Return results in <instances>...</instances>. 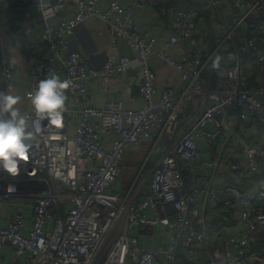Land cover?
<instances>
[{"label": "built area", "instance_id": "2783aa9c", "mask_svg": "<svg viewBox=\"0 0 264 264\" xmlns=\"http://www.w3.org/2000/svg\"><path fill=\"white\" fill-rule=\"evenodd\" d=\"M122 1H112L102 12L100 0H53V15L71 12V17L56 25L46 24L39 39L31 44L33 50L48 48L52 57L31 67V92L26 98L31 99L29 94L49 72L64 70L66 79L72 81L65 93L77 105L76 134H67L68 110L60 127L37 118L36 113L22 115L32 123L27 142L32 146L33 159L16 177L0 170V205L31 199L32 221L16 211L1 226L0 210V264L7 246L12 260L29 264H157L158 252L144 249L130 234L137 227L148 233L157 226L170 231L164 250L168 264H176L180 249L185 264H245L252 258L256 235L264 234V147L245 152L250 172L259 179L255 193H243L232 186L212 189L210 176L218 165L203 159L201 144L211 146L216 142L210 126L217 131L227 128L224 116L230 108L242 121L257 118L264 123V102L257 97L264 94V86L252 89L242 77L239 52L227 53L229 65L214 89L205 87L203 76L212 72L214 56L227 43L235 42L239 29H245L242 37L247 55L259 68L264 67V0H235L239 11L235 26L221 24L223 34L210 39L204 57L193 52L195 32L203 18L198 5L177 11L175 33L159 46L156 38L140 33L133 17L147 4L161 0H130L126 5ZM184 1H199L202 7L216 9L225 4V0ZM38 10L44 11L42 2ZM1 11L0 0V21ZM91 17L107 22L111 34L123 40L134 55L109 56L101 68L89 67L81 53L70 50L67 38ZM177 45L184 47L180 60L165 52ZM154 56L177 71L179 86L158 89L150 63ZM134 64L142 76L139 92L146 102L142 110L126 109L121 101H106L102 108L84 105L89 80H101L106 94L110 78L126 74ZM13 75L14 64L5 62L0 72V93L9 94ZM191 105L199 115L185 127ZM106 134L116 136L110 150L103 144ZM153 137V147L159 142L167 147L151 174L149 192L135 204L133 189L124 195L109 192L123 175L127 148ZM96 162L100 167H93ZM145 164L138 166V174ZM231 169L238 170L239 166L233 164ZM199 198L215 207H238L248 232L244 236L219 234L212 257L202 261L195 260L197 248L207 241L196 228L202 220Z\"/></svg>", "mask_w": 264, "mask_h": 264}, {"label": "crops", "instance_id": "0c3cea01", "mask_svg": "<svg viewBox=\"0 0 264 264\" xmlns=\"http://www.w3.org/2000/svg\"><path fill=\"white\" fill-rule=\"evenodd\" d=\"M114 0H100L99 9L106 12L109 4ZM130 0H123L126 5ZM2 19L0 21V72L5 62L14 64V75L9 94L19 96L20 102L15 106L20 115H34L35 110L31 99L26 98V94L31 92V67L38 61H49L51 53L48 48L42 46L37 50L31 48V44L36 42L44 31L46 24L56 25L60 20H67L71 17V12H63L55 16L51 12L53 0H27V3H20L18 0H1ZM40 2L44 5V11L38 10ZM198 5L203 12V18L199 22V27L195 32L196 42L193 44L195 55L204 57L208 51V43L214 36H221L223 30L220 25L226 22L227 25L235 26L238 19V8L235 0H225V4L219 9L202 7L199 1L184 0H161L158 3L147 4L139 9L134 17V23L139 27L140 33L146 38L154 37L158 40L159 46L164 44L175 30L173 20L178 10L190 5ZM222 15V16H221ZM264 19V13L261 14ZM254 21V20H253ZM21 30V31H19ZM235 35V42H229L219 53L223 57L220 70H212L203 76V82L208 89H214L218 80L223 76L229 65L227 59L228 52H239L242 77L247 80L252 89L264 86V67L259 68L256 62L251 59L244 49L243 33ZM237 32V31H236ZM70 42V50L81 53L86 59V63L91 68H101L108 60L109 56H133L125 42L114 37L110 32L109 24L98 17L90 19L79 25L67 38ZM180 60L184 54V47L177 45L165 51ZM151 68L157 76V87L163 90L169 87L180 85V78L174 68L165 66L156 56L151 59ZM62 80L66 79L64 70L58 69L55 73ZM140 68L134 64L130 70L123 75H113L107 85L106 94L102 91V83L99 79H91L87 82L88 91L83 97L84 105L92 108H102L106 101H121L126 109L142 110L146 102L141 97L139 85L141 82ZM66 92V90H65ZM66 95V93H65ZM264 102V94L257 96ZM65 110L67 115V134L74 137L76 134L77 105L66 95ZM187 114L190 120H186L185 127L194 121L198 114L194 105L188 108ZM227 128L217 131L214 126L210 130L216 133V142L209 146L201 144L202 157L218 165L217 171L210 176L213 190H224L226 186H232L243 193H255L259 176L250 172L246 158V150L252 147H264V123L257 118L249 121L239 119L238 112L230 108L224 116ZM27 121L28 130L32 127L30 120ZM115 135H103V144L107 150L111 149V142ZM155 137L142 141L140 144L130 145L126 150L125 161L123 163V175L116 184L109 189V192H119L127 194L131 189L132 203L135 204L150 190V177L157 168L161 154L166 149L163 143L153 147ZM146 162L143 171L138 174L137 168ZM239 166L238 170H232L231 165ZM94 168L100 167L98 162ZM203 184V183H199ZM136 190V191H135ZM31 199H18L11 202H3L0 205L3 218L1 226H5L10 216L16 211H21L32 221ZM199 208L202 220L199 221L197 231L206 235V243L197 248L196 261L207 260L212 257L216 247H218L217 236H244L247 226L240 219V209L215 207L206 204L205 198H199ZM256 203V201H255ZM130 234L137 237L141 246L146 250L158 252L157 264H168L164 250L169 243L170 231L164 226H157L151 232L143 233L139 228L130 230ZM10 248L4 249L1 264H29L27 261L12 260ZM176 264H185L184 254L181 249L177 257ZM245 264H264V234L256 235V245L252 258Z\"/></svg>", "mask_w": 264, "mask_h": 264}, {"label": "clouds", "instance_id": "9594fccd", "mask_svg": "<svg viewBox=\"0 0 264 264\" xmlns=\"http://www.w3.org/2000/svg\"><path fill=\"white\" fill-rule=\"evenodd\" d=\"M223 57L215 55L212 69L219 71ZM71 80L61 79L49 72L30 93L31 103L37 118L47 120L52 126L60 127L65 112V90L69 89ZM19 96L0 93V170L16 177L21 168L32 161V146L27 141L31 133L27 121L15 107L20 102ZM7 114V118H3Z\"/></svg>", "mask_w": 264, "mask_h": 264}, {"label": "rangeland", "instance_id": "374dc122", "mask_svg": "<svg viewBox=\"0 0 264 264\" xmlns=\"http://www.w3.org/2000/svg\"><path fill=\"white\" fill-rule=\"evenodd\" d=\"M241 32H242V30L239 29V30L235 33V35H236V36H240V35H241Z\"/></svg>", "mask_w": 264, "mask_h": 264}]
</instances>
